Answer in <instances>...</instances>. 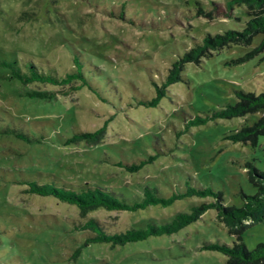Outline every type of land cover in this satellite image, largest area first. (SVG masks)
Returning a JSON list of instances; mask_svg holds the SVG:
<instances>
[{
	"label": "rangeland",
	"instance_id": "rangeland-1",
	"mask_svg": "<svg viewBox=\"0 0 264 264\" xmlns=\"http://www.w3.org/2000/svg\"><path fill=\"white\" fill-rule=\"evenodd\" d=\"M226 1L0 0V264H225L222 252L201 248L204 241L234 240L215 208L170 234L114 245L92 241L73 255L85 235L73 227V220L83 219L79 209L24 188L28 180L75 189L101 185L131 199L141 195L143 184L165 196L195 185L220 191L225 204L237 206L241 192L254 193L244 164L249 160L264 170V134L255 145L224 135L251 124L259 112L232 117L213 113L234 102L237 89L264 90L262 53L240 59L262 33L250 44L232 43L198 62H185L180 78L166 86L157 104L136 102L155 95V84H161L172 61L195 40L244 25V5L227 9ZM198 7L211 17L197 14ZM73 56L85 78L76 89L22 83L6 77L10 68L1 63L30 60L63 75L75 68ZM31 88L54 93H22ZM199 116L204 120L187 123ZM104 121L98 142H64ZM149 156L134 171L112 162ZM213 199L211 194H191L166 206L156 203L134 211L97 207L88 214L109 228L142 226L147 219L168 220ZM242 239L248 248L264 241V216L243 229Z\"/></svg>",
	"mask_w": 264,
	"mask_h": 264
},
{
	"label": "trees",
	"instance_id": "trees-1",
	"mask_svg": "<svg viewBox=\"0 0 264 264\" xmlns=\"http://www.w3.org/2000/svg\"><path fill=\"white\" fill-rule=\"evenodd\" d=\"M233 4H243L246 13V20L241 28H226L221 32H207L200 40H195L194 44L185 49L183 54L178 56L168 67L165 79L160 85L155 84V95L151 98L138 99L136 102L145 105H155L164 94L166 86L180 78V71L187 61L198 62L202 56L210 55L223 46L232 43L250 44L256 33H262L259 42L251 47L240 59L247 58L258 52L264 56V0H227L226 8H232ZM197 14L211 17L210 11H204L198 7ZM75 68L58 75L52 71H44L33 61H27L19 65L16 60H3L1 63L10 68L6 75L8 78H16L22 83L32 81L50 82L53 84L67 85L69 89H76L85 83L80 63L75 56L72 57ZM75 81H79L74 83ZM66 91V90H63ZM22 93L31 96H50L53 91L40 89H26ZM236 99L226 107L214 111L213 116L232 117L244 115L248 112H259V116L251 124L244 123L239 128L233 129L224 136L232 141L248 142L251 145L257 143L258 135L264 134V90L260 92L235 90ZM204 117H194L187 123H197L203 121ZM106 121L93 130H78L64 140L65 143L83 139L88 143L98 142L105 131ZM16 137L20 132L14 131ZM152 156L139 161L113 160V164L122 166L127 170L134 171L144 163L151 160ZM248 180L255 186V192L246 194L241 192L242 204L232 205L223 202L222 193L210 187L187 185L181 192L162 195L157 187L148 184L142 185L141 195L128 196L124 192H118L115 188H106L101 185H87L81 189H75L66 184H56L54 182H38L28 180L24 191L37 193L40 195H52L61 201L74 204L80 211L83 219L73 220V227L83 230V241L73 250V255H77L83 245L92 241L125 243L129 241L144 239L151 234L159 235L162 233H173L195 220L203 211L208 208L216 209V216L234 235L231 244L222 241H204L201 248L215 249L222 252L225 264H264V241L258 242L252 248L246 247L242 239V231L247 226L260 221L264 216V170L257 167L252 161H246ZM207 195L214 196L213 200L204 201L197 205H192L189 210L177 211L173 216L164 221L157 219H147L142 226L130 224L125 228H109L105 222L95 215L88 214L89 210L103 207L108 210H130L134 211L144 208L150 204L159 203L166 206L176 198L183 195ZM157 220V221H156ZM98 264H112L108 260H100Z\"/></svg>",
	"mask_w": 264,
	"mask_h": 264
}]
</instances>
